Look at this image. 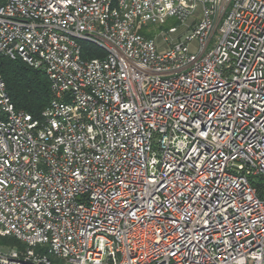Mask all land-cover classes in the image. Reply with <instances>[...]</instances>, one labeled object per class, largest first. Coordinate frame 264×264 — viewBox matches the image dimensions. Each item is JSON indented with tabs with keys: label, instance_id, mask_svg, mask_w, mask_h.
<instances>
[{
	"label": "built area",
	"instance_id": "obj_1",
	"mask_svg": "<svg viewBox=\"0 0 264 264\" xmlns=\"http://www.w3.org/2000/svg\"><path fill=\"white\" fill-rule=\"evenodd\" d=\"M0 53L52 94L0 72V264H264V0H0Z\"/></svg>",
	"mask_w": 264,
	"mask_h": 264
},
{
	"label": "trees",
	"instance_id": "obj_2",
	"mask_svg": "<svg viewBox=\"0 0 264 264\" xmlns=\"http://www.w3.org/2000/svg\"><path fill=\"white\" fill-rule=\"evenodd\" d=\"M139 32L152 36L148 26L138 25ZM104 51L93 43L82 42V57L103 55ZM0 72L16 109L24 110L35 118H40L51 99L50 81L45 71L34 68L21 58H10L0 53ZM259 195L264 197V175L252 178ZM1 242L14 243L13 238H2Z\"/></svg>",
	"mask_w": 264,
	"mask_h": 264
},
{
	"label": "rangeland",
	"instance_id": "obj_3",
	"mask_svg": "<svg viewBox=\"0 0 264 264\" xmlns=\"http://www.w3.org/2000/svg\"><path fill=\"white\" fill-rule=\"evenodd\" d=\"M191 20H188V22H190ZM179 26V30H178V33H174L172 34V37L175 39L176 37H178L181 33L184 32V26H180L179 24V21L175 18V17H171V18H168L166 20L165 23L163 24H160V23H154V24H150L148 26V31H152L153 34H157L161 31L165 32L168 28L172 27V26ZM160 39V37L158 38V40ZM191 48L192 50L196 51L197 50V46H196V42H192L191 43Z\"/></svg>",
	"mask_w": 264,
	"mask_h": 264
}]
</instances>
